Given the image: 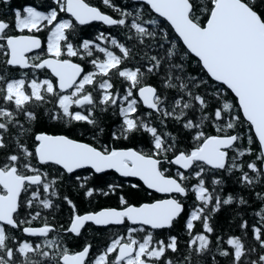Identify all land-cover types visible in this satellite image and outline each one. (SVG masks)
<instances>
[{"label":"snow or ice","instance_id":"obj_1","mask_svg":"<svg viewBox=\"0 0 264 264\" xmlns=\"http://www.w3.org/2000/svg\"><path fill=\"white\" fill-rule=\"evenodd\" d=\"M0 264H264V0H0Z\"/></svg>","mask_w":264,"mask_h":264},{"label":"trees","instance_id":"obj_2","mask_svg":"<svg viewBox=\"0 0 264 264\" xmlns=\"http://www.w3.org/2000/svg\"><path fill=\"white\" fill-rule=\"evenodd\" d=\"M100 27V25L98 24V23H96V24H94L93 25V28H89V29H87L88 31H92V30H94V28H99ZM134 180V179H133Z\"/></svg>","mask_w":264,"mask_h":264},{"label":"water","instance_id":"obj_3","mask_svg":"<svg viewBox=\"0 0 264 264\" xmlns=\"http://www.w3.org/2000/svg\"><path fill=\"white\" fill-rule=\"evenodd\" d=\"M132 179H135V178H132Z\"/></svg>","mask_w":264,"mask_h":264}]
</instances>
